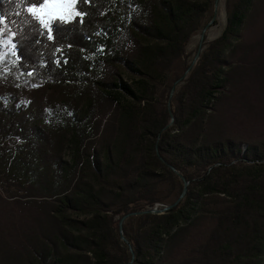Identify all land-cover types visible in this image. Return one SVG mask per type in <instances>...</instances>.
Wrapping results in <instances>:
<instances>
[{"label":"trees","instance_id":"1","mask_svg":"<svg viewBox=\"0 0 264 264\" xmlns=\"http://www.w3.org/2000/svg\"><path fill=\"white\" fill-rule=\"evenodd\" d=\"M213 3L76 0L48 39L40 5L0 0L19 74L0 82V264H264V32L248 37L264 0L227 5L168 105ZM181 175L184 198L130 216L123 241L119 220Z\"/></svg>","mask_w":264,"mask_h":264},{"label":"rangeland","instance_id":"2","mask_svg":"<svg viewBox=\"0 0 264 264\" xmlns=\"http://www.w3.org/2000/svg\"><path fill=\"white\" fill-rule=\"evenodd\" d=\"M235 1L236 0H220L216 11L214 8V3H213V7L211 9V12H210L209 16L207 17V19L204 21L202 28L200 30H198L196 33H194L193 37L191 38L190 42L187 45V52L189 53L187 63L189 65L193 62L195 54L198 50L203 27L209 24V28L206 31V42H205V44L206 43L208 44L211 41H213L214 39H216L217 37H219L222 34V32L226 26L227 14H228L227 5L233 4ZM214 2H215V0H214ZM215 12H216V18H215L214 22H211V19L215 15ZM263 32H264V13H262V16L260 17L259 22L257 23V26L248 32V37H250L252 39L254 37L255 38L259 37L260 35H262ZM10 38H11V32L8 29V27L6 26V24L3 22V20L0 18V40L7 41V40H11ZM205 44H204V48H205ZM183 62H184V60H180L179 62H177L174 70L172 72L167 73V75L165 77V82L168 85L175 87V91H174L172 98L171 99L169 98L171 105H174L175 96L183 84V81L176 82L174 80V76H175L174 73L180 72L183 76L188 75V73L183 72ZM11 78H13L14 81H16L17 78H19V74H18V71L16 69L15 58H14L13 52H12V43L11 44H8L7 42L0 43V82L5 83L6 81H9ZM31 83L33 84V83H35V81L32 80ZM257 107H258L257 113H259L262 120L264 121V119H263L264 118L263 117V115H264V103L263 104L257 103ZM238 123H241V126L245 125V127L249 130H252V131L255 130V128L253 126H249L250 124L246 123V121H242V122H238ZM262 128H263V133H264V127L257 125V140H259V137H262ZM181 187H183V180L181 178L177 179L176 188L171 193H168L170 190L169 185L168 184L163 185L162 186V194H161L163 201L161 203L157 204L156 207L164 208L165 206L176 202V200H178V198L181 195V192H180ZM0 190H1V186H0ZM2 194H3V191H2ZM2 196H4V195H2ZM4 198L8 202H12L11 201L12 199H10L9 197L4 196ZM209 224H206V225L201 226V227L194 230L193 235H192V241L193 242H199L200 240H202L204 238V236L207 233ZM137 225H138V220H135L134 226H132L128 220L125 222L126 229L129 232L133 231V229L136 228Z\"/></svg>","mask_w":264,"mask_h":264},{"label":"snow or ice","instance_id":"3","mask_svg":"<svg viewBox=\"0 0 264 264\" xmlns=\"http://www.w3.org/2000/svg\"><path fill=\"white\" fill-rule=\"evenodd\" d=\"M29 3H35L40 7H28L27 12L37 19L38 22L47 30L48 39H53L52 31L56 29L57 34L60 31L61 24L70 22L74 16H82L83 13L75 11L76 0H28ZM86 0H81V3ZM15 36V33H11ZM11 44V40H0V43ZM15 48V45H12Z\"/></svg>","mask_w":264,"mask_h":264},{"label":"water","instance_id":"4","mask_svg":"<svg viewBox=\"0 0 264 264\" xmlns=\"http://www.w3.org/2000/svg\"><path fill=\"white\" fill-rule=\"evenodd\" d=\"M219 1L220 0H215L214 2V8H215V11L217 10V7H218V4H219ZM216 18V12H215V15L213 16V18L211 19V22H214ZM209 28V24L204 26L203 27V30H202V33H201V39H200V43H199V47H198V50L195 54V57H194V60L193 62L190 64L188 70L186 71V73H189L192 68L194 67V65L196 64V62L199 60L201 54H202V51H203V48H204V44L206 42V31L208 30ZM187 76H182L181 78H179L176 82H179V81H183ZM174 91H175V87H172L171 89V93H170V99L172 98L173 94H174ZM170 99H169V107L171 106V103H170ZM157 153H159V151L157 150ZM162 159V158H161ZM163 160V159H162ZM170 168L174 169V167L170 166ZM181 179L183 180V189H182V193L180 195V197L178 198V200H176V202L170 204V205H167L165 206L164 208H158V207H155L154 209L152 210H145V211H140V212H136V213H130V214H126L124 215L120 220H119V231H120V236H121V239L125 242H128V240L126 239V237L124 236L123 234V229H124V223L125 221L132 215H139V214H144V213H150V212H154V213H164L166 210L172 208L173 206H175L176 204H178L185 196L186 192H187V188H188V185H189V182L186 180V178L181 175L180 176ZM129 248L132 250L131 246H129ZM134 262V254L132 253V260L130 263H133Z\"/></svg>","mask_w":264,"mask_h":264}]
</instances>
